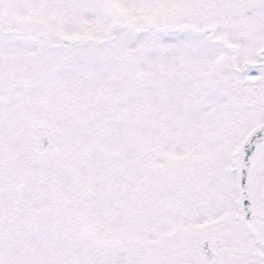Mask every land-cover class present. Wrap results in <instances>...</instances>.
Listing matches in <instances>:
<instances>
[{"label": "snow or ice", "instance_id": "1", "mask_svg": "<svg viewBox=\"0 0 264 264\" xmlns=\"http://www.w3.org/2000/svg\"><path fill=\"white\" fill-rule=\"evenodd\" d=\"M0 264H264V0H0Z\"/></svg>", "mask_w": 264, "mask_h": 264}]
</instances>
